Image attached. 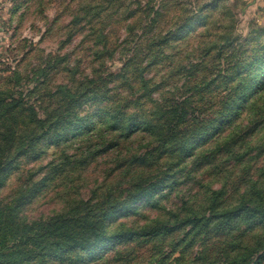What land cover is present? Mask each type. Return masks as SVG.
<instances>
[{"label":"rangeland","instance_id":"rangeland-1","mask_svg":"<svg viewBox=\"0 0 264 264\" xmlns=\"http://www.w3.org/2000/svg\"><path fill=\"white\" fill-rule=\"evenodd\" d=\"M257 14L254 0H0L2 96L33 103L37 119L59 108L90 113L48 129L11 162L0 198L31 190L21 220L122 200L169 172L103 220L104 234L117 238L42 264H235L251 252L248 264H264L263 215L214 216L264 202V62L245 69L264 52ZM241 75H257L256 85L219 121ZM99 106L134 120L125 131ZM175 107L188 111L183 128L205 130L193 149L165 157L148 120Z\"/></svg>","mask_w":264,"mask_h":264},{"label":"trees","instance_id":"trees-1","mask_svg":"<svg viewBox=\"0 0 264 264\" xmlns=\"http://www.w3.org/2000/svg\"><path fill=\"white\" fill-rule=\"evenodd\" d=\"M257 26L261 31H264V26L259 24ZM248 59H251V62L248 65L249 68L246 66V70L264 62V52H257ZM257 80V75L253 76L252 79L246 75H241L240 81L237 82V85L227 97L228 101L225 109L221 112L216 111L214 117L218 118L219 121L225 120L228 115L226 110L248 95L249 89L255 87ZM59 89L62 91L63 96L70 93L66 86H61ZM78 93L84 94L82 91ZM69 96L75 97L76 94H69ZM63 110L62 108L57 109V114H61L54 116V118L50 117V115L44 119H37L33 103L26 107L22 99H15L10 95L2 96V93H0V120L4 123L3 132L0 133V192L5 185V180L2 178L18 154L23 153L29 146H34L48 129L57 128L59 123V128H61V125L63 127L68 120H72L77 125V123L85 122L90 115L87 112L83 117L66 116V108ZM97 110L104 117L110 115L114 118L121 115V111L116 107L106 109L99 106ZM187 113L188 111L185 108L179 110V107L159 109L148 120L152 130L162 133L161 138L167 144L164 148L165 157L168 154L175 156L180 151L185 152L188 147L193 149V138L197 136L198 132L205 130V124L203 123H198L199 125L196 129L195 127L193 128L194 125H188L183 128L182 125L187 124L184 120ZM65 116L67 118L66 122L62 120ZM124 119L125 117L119 116V120L115 118V122L122 124ZM133 120L123 122L121 128L127 131L128 124ZM193 122L188 123L193 124ZM27 127H29L28 135L25 134ZM188 128L191 134L187 133ZM58 131V129L54 130L53 134L59 133ZM133 158L136 159L135 157ZM152 158L153 156L145 157L146 160H151ZM167 173L159 178L157 182L165 180ZM157 182L139 185L138 188L132 190L130 195L122 200L111 196L95 202L77 203L63 213L47 220L33 223H26L21 220V211L31 190L15 191L7 199L0 198V264H32L31 262L33 261H37L34 264H42L43 260L48 256L61 254L69 248H82L84 250L100 243L104 239L105 241H112V238L117 237H109L104 234L101 227L103 220L114 210L126 207L133 203L136 198L151 193ZM246 212L264 216V202H256L254 206H248L244 202L238 207L227 209L224 212H216L217 214L214 216L221 217L225 215L231 217ZM205 219L208 221L212 220L211 218ZM250 255H252V252L245 255L243 260L241 259L239 263L236 262L235 264H248Z\"/></svg>","mask_w":264,"mask_h":264},{"label":"crops","instance_id":"crops-1","mask_svg":"<svg viewBox=\"0 0 264 264\" xmlns=\"http://www.w3.org/2000/svg\"><path fill=\"white\" fill-rule=\"evenodd\" d=\"M255 9H257V20L259 25L264 26V0H254Z\"/></svg>","mask_w":264,"mask_h":264}]
</instances>
